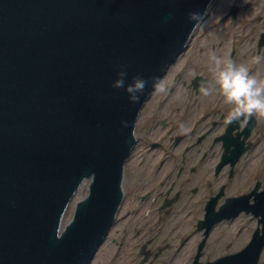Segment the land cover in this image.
Returning <instances> with one entry per match:
<instances>
[{
    "label": "water",
    "instance_id": "obj_1",
    "mask_svg": "<svg viewBox=\"0 0 264 264\" xmlns=\"http://www.w3.org/2000/svg\"><path fill=\"white\" fill-rule=\"evenodd\" d=\"M211 2L0 0V264L91 262L154 90L150 80L131 104L112 87L119 65L126 83L138 73L162 79L196 29L187 14H206ZM237 12L231 6L226 17ZM207 264H257V253Z\"/></svg>",
    "mask_w": 264,
    "mask_h": 264
},
{
    "label": "flooded vegetation",
    "instance_id": "obj_2",
    "mask_svg": "<svg viewBox=\"0 0 264 264\" xmlns=\"http://www.w3.org/2000/svg\"><path fill=\"white\" fill-rule=\"evenodd\" d=\"M169 70L162 77L169 94L153 91L137 119L97 261L207 264L250 247L264 264L263 120L227 124L222 94L200 93L212 79L187 78L182 68L167 78Z\"/></svg>",
    "mask_w": 264,
    "mask_h": 264
},
{
    "label": "rangeland",
    "instance_id": "obj_3",
    "mask_svg": "<svg viewBox=\"0 0 264 264\" xmlns=\"http://www.w3.org/2000/svg\"><path fill=\"white\" fill-rule=\"evenodd\" d=\"M231 6L238 7L235 21H232L231 17H226ZM262 32H264V0H247V2L245 0H212L205 14V22L196 27L187 43V48L176 59L177 62L170 65L167 78L182 68L187 78L201 74L212 79L214 73L209 60L210 55L213 52L219 56L226 53L230 55L233 50L232 59L238 65L244 64L254 68V70L249 69L250 75L264 80V45L260 48L257 45ZM258 56L262 59L256 63ZM212 94L214 96L220 94L219 88H215ZM261 119L264 123V117ZM86 194L87 189H83L81 199ZM77 201L74 202L69 220ZM94 260L92 264L101 263L97 261L98 256H95ZM136 262L129 263L135 264ZM152 264H160V262Z\"/></svg>",
    "mask_w": 264,
    "mask_h": 264
},
{
    "label": "clouds",
    "instance_id": "obj_4",
    "mask_svg": "<svg viewBox=\"0 0 264 264\" xmlns=\"http://www.w3.org/2000/svg\"><path fill=\"white\" fill-rule=\"evenodd\" d=\"M187 16L190 22H194V28L205 22V13L191 11ZM261 59L262 57L258 56L255 62L259 63ZM209 60L213 66L212 81L207 86H201L200 91L204 96H209L215 88H219L225 103L231 106L225 117V122L231 125L255 116L264 117V80L250 75L246 65H238L227 53L219 56L213 52ZM127 77V65H119L117 79L113 81L112 87L123 89L131 104L140 102L150 80L155 92L164 95H168L170 92V87L158 77H146L138 73L131 77V83H126ZM121 125L128 127V122L122 120ZM132 138H136L134 130Z\"/></svg>",
    "mask_w": 264,
    "mask_h": 264
},
{
    "label": "bare ground",
    "instance_id": "obj_5",
    "mask_svg": "<svg viewBox=\"0 0 264 264\" xmlns=\"http://www.w3.org/2000/svg\"><path fill=\"white\" fill-rule=\"evenodd\" d=\"M94 256H95V255H94ZM93 258H94V257H93ZM93 258H92V259H93ZM100 264H103V262H101ZM104 264H105V262H104Z\"/></svg>",
    "mask_w": 264,
    "mask_h": 264
}]
</instances>
